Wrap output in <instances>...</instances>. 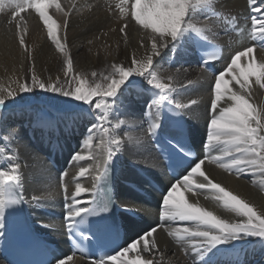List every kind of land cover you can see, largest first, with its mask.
Masks as SVG:
<instances>
[{"label":"bare ground","instance_id":"obj_1","mask_svg":"<svg viewBox=\"0 0 264 264\" xmlns=\"http://www.w3.org/2000/svg\"><path fill=\"white\" fill-rule=\"evenodd\" d=\"M213 1L219 9L230 11L245 9V0ZM192 2L195 4V0ZM55 4H59L64 11H68L66 29L62 27L65 19L63 12L58 11ZM75 4L76 8L70 11L68 0H54V2L41 4V7L55 21L57 38L64 45V51L68 53V58L71 60L67 75H65L63 52L58 51L49 40L43 21L39 19L34 9H27L21 13V22L27 25L24 30V40L33 54L32 60L21 55L23 50L15 38V22L20 18L12 17L8 9L0 12V86L5 89L14 88L17 80L30 84L33 73L45 83L60 81L66 88L79 86L80 79H77L74 85L71 81L74 77L80 76L83 77L85 87L94 84L106 86L103 77L114 71L113 65L127 70L133 67L134 55L140 58L148 54V50L141 47V38L145 32H150V30L142 29L131 17L129 0H75ZM190 15L192 23L205 30L201 35H211L217 38L220 29L214 19H203L198 7L194 8ZM10 19L13 20L12 24L8 23ZM121 27H125V32L119 31ZM189 31L191 30L183 31L172 45L162 50L159 56L154 57L157 80L168 81L171 77L170 83L178 89L175 93L162 94L151 86L145 77L131 76L114 97L113 108L109 110L108 118L104 121L97 119L101 113L94 107L81 105L82 102L41 91L38 88L31 92L17 93L14 100L8 98L4 108H0V171L14 174L12 165L20 164L21 179L18 182L25 195L31 218L42 232H47V236L59 240L60 229L58 227H62L61 221L63 223L64 218V195L59 184L62 172L51 169L44 158L46 154L52 152V143L61 141L62 135L59 129L78 136L75 137L76 153H80L83 159L73 162L71 148H67L65 154V163H70L66 169L69 193L75 190L73 178L76 177L79 169L87 170L83 177H78V182L90 191L80 194L78 199H81V195H84L83 199L91 196V189L96 182L95 178L102 170L105 161L115 163L119 175L124 176L127 181L137 180V174L133 168L139 167L166 182V178L161 174V162L150 146L148 134L151 124L160 122L159 105L154 104L153 101L160 99L161 96L164 99L171 98L173 101L182 103L196 99L197 104L185 114L194 136H199L200 140L204 137L207 122L212 116L210 101L215 76L195 65ZM147 48H151L150 42ZM233 55L224 56V69L231 62ZM251 56L259 61L261 50L254 48ZM247 59L241 57L234 66L237 71L225 74V81L233 91L238 86L232 77L239 74L240 68L246 67ZM92 73L97 75L94 77ZM114 78H118V74ZM188 81H192V84L188 85ZM182 85L187 86L182 87ZM225 101L226 96L219 102L217 114L219 107L231 103L227 101L226 104ZM150 102V107L146 109V105ZM251 102L264 103V89L253 85ZM93 124L96 125L95 128H92ZM12 128L17 130L15 135L7 133V130ZM105 128L108 129L107 133L104 131ZM45 139L48 140L47 144H45ZM112 139L121 141L119 147L110 143ZM220 147L222 145H217V150H214L212 155H219ZM110 149L115 152V155L109 159ZM201 170L205 171L214 182L221 183L239 198L250 201L258 211L264 209V176L257 173L242 175L237 179L234 173L225 172L215 164H209L207 160L201 166ZM190 179L194 187L195 183L203 180V177L194 174ZM5 188L6 185L3 187V198ZM126 191L127 189L123 190V195L120 192L119 203L129 208L137 207L147 222L156 225L161 210L158 205L147 206L131 200L127 197ZM34 195L43 198L38 203L31 202ZM174 197L189 203L199 201V206L212 210L222 219L234 218L237 221L240 219L218 208L212 200L204 199L203 194L195 196L192 191L180 186L174 193ZM53 211L60 214L61 218L51 217ZM163 225L170 228L192 226L191 222L168 219L164 220ZM1 236L2 228H0V241ZM153 239L157 247L151 253L140 251L144 244V241H140L135 249L124 253L119 260L123 264H131L132 261L138 259L148 261L160 260L162 257L163 264H193L194 255L191 252L186 255L174 239L160 227L153 232L151 237H146L149 243ZM245 247L249 250L253 248V253L257 249L255 253L257 264H264V240L258 237L242 236L228 243L217 245L207 254L212 253L214 256L221 250L228 251L230 248ZM71 257L72 260L63 259L65 264H91L79 256ZM0 264L4 263L0 260ZM111 264H116V262Z\"/></svg>","mask_w":264,"mask_h":264},{"label":"snow or ice","instance_id":"obj_2","mask_svg":"<svg viewBox=\"0 0 264 264\" xmlns=\"http://www.w3.org/2000/svg\"><path fill=\"white\" fill-rule=\"evenodd\" d=\"M54 2V0H0V12L8 9L10 15L17 19L15 22V38L18 40L19 47L23 50L22 56H26L29 60L33 59V54L27 48L24 40V30L27 25L21 22V13L27 9H34L39 15V19L43 21V25L47 30V36L55 45L58 51L63 52L65 75L68 74V69L71 65V60L68 58V53L64 51V45L61 44L57 38L55 21L46 13L41 4ZM130 15L135 22L141 26L142 29L150 30L145 32L141 38V47L148 50V54L144 57L137 58L135 55L132 59L133 67L125 70L123 67L113 65L114 71L108 76H104L103 80L106 86L101 84H94L93 86L85 87L83 77H74L71 84H76V80L80 79L79 86L64 87L60 81L45 83L37 78L35 73L32 76V82L22 83L19 80L15 82V87L7 89L0 86V108H4L8 98L16 97L17 93L31 92L38 88L41 91L59 94L65 97L82 102L81 105H88L91 108L99 110L101 115L97 117L99 121H104L108 118L109 110L113 108V99L117 95L119 89L126 83L131 76H143L147 82L157 89L160 93L177 92L178 89L174 87L170 81H158L155 71L154 57L159 56L161 51L169 45H172L177 37L187 30L203 34L205 31L202 28L196 27L191 20V12L194 8L211 9L213 0H129ZM257 0H249L251 7V28L252 37L264 39V0H260L259 6H256ZM58 11L63 12L65 17L62 27L66 29L68 24V11L61 9L59 4H55ZM123 9V5L121 6ZM69 11L76 8L75 0H68ZM123 14V11H122ZM215 14V13H213ZM9 24L13 20L8 21ZM121 33L125 32V27L119 29ZM210 31V29H209ZM206 39V37H205ZM151 43V48L148 49V43ZM255 46L245 47L243 51H237L231 57V62L228 63L224 71H220L215 75V82L212 86V98L210 101V111L212 116L207 122L206 142L204 145V158L196 162L190 171L178 179L167 190L162 197V207L160 210V220L165 219L172 221L191 222L192 226L183 228L164 227L163 223L159 227L167 233V235L174 239L175 243L180 246V249L187 255L191 252L195 259L193 264H199V261L217 245L228 243L230 240L241 238L242 236L258 237L264 240V209L257 210L250 202L245 201L226 189L219 182H214L209 178L205 171L201 170V166L205 160L209 164H215L218 168L225 172L234 173L239 179L242 175H254L259 173L264 176V103L256 104L251 102V94L253 85H258L260 89H264V48L261 49V56L257 61L251 54L254 52ZM241 57L248 58L246 67L239 70L238 75H234L232 79L238 86L235 91L228 87V82L225 81V74L227 72H236L237 61ZM118 74V78L116 75ZM95 77L97 74L92 73ZM254 78V79H253ZM110 81V82H109ZM188 85L192 81L187 82ZM187 85H182L186 87ZM223 87V91H222ZM6 93V95H5ZM226 96L225 103L231 101L227 106L219 107V113L216 110L219 102ZM96 99L93 100L92 98ZM160 99L153 101L154 104L159 105ZM168 103L174 104L176 112H186L197 104L196 99H191L186 103L173 101L168 98ZM123 123V121H121ZM96 125L93 124L92 128ZM159 124L153 123L148 129L149 136L153 137L156 133ZM91 130V129H90ZM16 129H8L7 133L15 135ZM104 131L107 133L108 129ZM112 145L119 147L121 141L119 139H112ZM222 145L218 149L219 155H212L216 146ZM115 152L109 150V159L114 156ZM83 159L80 153H74L72 160L77 162ZM109 161H105L103 173L96 176V180L106 172ZM20 164L12 165V172L8 174L0 171V228L3 227L2 218L5 213V208L9 204H15L23 201V195L19 196V201L16 199L5 200L3 198V187L8 183L18 182L21 179ZM86 169L80 168L76 177L73 178L75 190L69 193L67 176L68 172L65 170L60 174L59 184L64 195V220L67 228H71L75 220L89 209L82 206L83 202L78 199L80 194L90 191L81 186L78 182V177H83ZM194 174L203 177V180L195 183L190 179ZM178 186L185 190H190L193 195H204V199L212 200L218 208L223 209L224 212L233 214L234 217L240 218L238 221L234 218L222 219L220 216L214 214L212 210H208L199 206V201L189 203L183 199H176L174 193ZM91 191H95V184ZM43 197L33 196L31 202H39ZM91 205V201L87 202ZM156 229L153 228L134 241L128 247L123 248V253H128L137 247L140 241H144L141 252L151 253L156 249V241L153 239L149 243L146 237H151ZM109 255L108 261H115L116 264H123L119 260V256ZM67 260H72L71 256L66 257ZM57 264H65L64 260H58ZM93 264H97L93 261ZM99 264H106L104 258L99 261ZM131 264H163V258L160 260H134Z\"/></svg>","mask_w":264,"mask_h":264}]
</instances>
